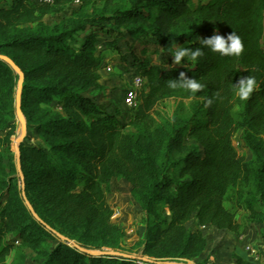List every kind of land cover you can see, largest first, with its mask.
<instances>
[{"label":"trees","instance_id":"trees-1","mask_svg":"<svg viewBox=\"0 0 264 264\" xmlns=\"http://www.w3.org/2000/svg\"><path fill=\"white\" fill-rule=\"evenodd\" d=\"M74 1L0 0V55L24 74L28 131L15 154L19 76L0 59V264L18 244L36 249L39 264H179L199 259L208 247L204 233L188 227L193 219L200 228L238 235L241 211L264 232V0H106L92 14L75 11L46 23ZM94 1L81 0L79 9ZM123 32L151 37L152 55L163 57L153 63L143 49L144 59L132 64L144 80L130 121L136 132H127L128 123L91 95L103 89L107 54L99 52V40L105 38L109 50L110 37ZM232 32L244 44L238 56L200 44V38ZM181 47L204 54L174 64ZM181 72L204 87L196 93L169 88ZM241 76L258 84L243 102L232 88ZM176 95L200 105L190 111L182 105L157 121V102ZM240 130L251 160L234 146ZM31 133L42 145L30 143ZM116 178L132 186L133 201L146 214L142 258L90 252L124 245L125 231L111 222L107 201ZM48 240L58 242L41 250ZM236 261L256 264L242 256Z\"/></svg>","mask_w":264,"mask_h":264},{"label":"rangeland","instance_id":"rangeland-1","mask_svg":"<svg viewBox=\"0 0 264 264\" xmlns=\"http://www.w3.org/2000/svg\"><path fill=\"white\" fill-rule=\"evenodd\" d=\"M33 2L36 0H32ZM106 0H95L90 6L84 10L79 6L70 5L67 10L60 14L47 16L45 21L49 25H54L62 22L72 16V13L77 11L81 14H92L95 10H101L105 5ZM121 2H123L121 0ZM125 5L126 2L124 3ZM109 29V24L105 25ZM91 29H88L86 34H89ZM85 35H82V38ZM112 46L107 49L106 39L99 40V52L103 51L107 54L105 68L102 73L109 76L107 81H104L102 90H96L91 93L96 98V102L102 106L108 113L115 114L120 121L128 123L127 132H136V128L130 125L131 118L135 111L128 109L125 104V95L128 88L133 85V79L140 76L135 67L134 62L138 63L144 59L143 49L148 51L147 57H152L153 63H162L161 55H152L155 47V41L151 37L147 39L137 37L132 39L124 32L120 37L111 36ZM108 40V39H107ZM150 61V59H148ZM110 69V71L108 70ZM102 81V80H101ZM139 102V101H138ZM185 106L188 111L194 106H199V100L188 99L176 95L169 98L159 100L154 108V118L160 121L161 118H170L180 106ZM15 108V106H14ZM236 110H239L236 108ZM16 134L14 141L20 135V124L15 113ZM243 131L240 130L234 137V146L238 153L247 160H251L252 154L246 148L243 140ZM13 141V144H14ZM30 143L34 145H42V141L33 133L30 134ZM14 150V148H13ZM15 154L18 152L14 151ZM132 186L124 179H113L107 189V201L114 209V215L111 222L120 226L125 231V242L120 250L110 249H91L90 252L96 255H105L110 253L122 254L132 257H144L140 247V241L145 227L146 214L135 204L131 194ZM227 207L231 208V204L227 203ZM169 216V213H166ZM239 221L242 224L241 234H235L226 230H218L215 227L208 226L206 229L200 228L195 219H193L188 227L193 231H202L207 238L208 247L203 255L197 260H179V264H237L238 256L245 257L247 260H252L248 247H252L255 254L262 258L258 264H264V232L260 226L253 224L248 213L241 211L238 215ZM62 239V238H61ZM58 241L48 240L39 246L41 250L51 249ZM40 257L36 249L17 245L15 251L8 259L7 264H39Z\"/></svg>","mask_w":264,"mask_h":264},{"label":"clouds","instance_id":"clouds-1","mask_svg":"<svg viewBox=\"0 0 264 264\" xmlns=\"http://www.w3.org/2000/svg\"><path fill=\"white\" fill-rule=\"evenodd\" d=\"M200 44L208 48L212 53H218L221 56H238L244 50V44L235 32L228 34L226 37L214 34L209 38H200ZM203 54L201 48L192 50L191 48L181 47L172 56L174 58V64L179 65L184 57H188L191 61H196ZM168 87L172 89L181 88L191 93H196L200 91L204 85L195 78H188L184 72H181L178 78L168 81ZM257 87V81L252 76H241V78L232 85L235 95L241 102L246 101Z\"/></svg>","mask_w":264,"mask_h":264},{"label":"water","instance_id":"water-1","mask_svg":"<svg viewBox=\"0 0 264 264\" xmlns=\"http://www.w3.org/2000/svg\"><path fill=\"white\" fill-rule=\"evenodd\" d=\"M0 59L4 60L12 68V70L19 76V80L17 84V92L15 96V113L17 120L20 124L21 131L19 137L14 141L13 144L14 151L19 152V148L21 144L25 141L28 132L27 121L24 114L22 113V108H21L22 89H23L25 77L23 72L16 66V64L12 60L1 55H0Z\"/></svg>","mask_w":264,"mask_h":264},{"label":"built area","instance_id":"built-area-1","mask_svg":"<svg viewBox=\"0 0 264 264\" xmlns=\"http://www.w3.org/2000/svg\"><path fill=\"white\" fill-rule=\"evenodd\" d=\"M37 3L42 4V5H53L55 3V0H36ZM74 6H80L81 5V0H75L73 2ZM110 71V69H108ZM144 80L141 76H136L133 79V85L127 89L126 95H125V104L128 109H134L138 105V101L140 98V93L142 90ZM248 251L251 256V261L255 262L258 264L261 260V256L258 254H255L253 252L252 247H248ZM189 262V261H188ZM139 264H144L143 262L139 261Z\"/></svg>","mask_w":264,"mask_h":264},{"label":"crops","instance_id":"crops-1","mask_svg":"<svg viewBox=\"0 0 264 264\" xmlns=\"http://www.w3.org/2000/svg\"><path fill=\"white\" fill-rule=\"evenodd\" d=\"M109 76H107L106 77V75H104L103 73H102V81H101V84L102 85H104L103 83H104V81H107L109 78H108ZM208 226H205V227H203L204 229H206ZM212 227V226H211ZM203 229V230H204ZM203 230H202V232H203Z\"/></svg>","mask_w":264,"mask_h":264}]
</instances>
